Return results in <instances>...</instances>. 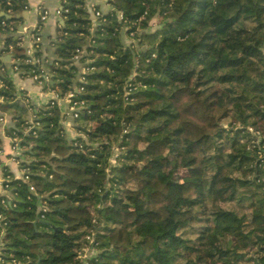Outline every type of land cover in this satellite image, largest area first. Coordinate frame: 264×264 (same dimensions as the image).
Instances as JSON below:
<instances>
[{"label":"trees","instance_id":"16d2710c","mask_svg":"<svg viewBox=\"0 0 264 264\" xmlns=\"http://www.w3.org/2000/svg\"><path fill=\"white\" fill-rule=\"evenodd\" d=\"M7 1L0 8L17 30L26 0ZM110 5L93 23L85 0H67L57 61L47 66L61 96L73 91L85 101L75 120L80 137L66 140L58 107L39 112L36 136L16 118L29 180L4 169L12 205L0 198L3 264H83L87 237L97 252L87 264H264V0ZM1 40L3 52L16 43L0 24ZM77 50L92 69L84 84ZM13 54L25 59V47ZM20 69L27 77L36 68ZM4 83L0 110L23 111L10 104L17 95L7 73ZM114 146L121 154L112 165ZM220 195L241 210L214 208ZM196 224L189 247L180 231Z\"/></svg>","mask_w":264,"mask_h":264},{"label":"crops","instance_id":"0c3cea01","mask_svg":"<svg viewBox=\"0 0 264 264\" xmlns=\"http://www.w3.org/2000/svg\"><path fill=\"white\" fill-rule=\"evenodd\" d=\"M112 0H85L87 13L89 19L94 23L96 21L93 9L98 8L104 14H107L111 10V5L109 4ZM62 4V0H26V6L21 12L14 16L16 19L17 28L20 32V28H23V32H30L37 28L38 24H40L41 16L40 13L42 10L48 11L49 17L46 21L41 24V36H42V50L43 55L41 56L43 60L46 61V66L48 64H53L57 61L55 54V47L53 44L56 42L59 34L61 32V28L64 25V20L55 15L57 9L60 8ZM0 11H3L0 8ZM158 20L152 23V26H158ZM153 28V27H152ZM157 28V27H155ZM156 30V29H155ZM124 43L129 46L132 44V41L128 38H124ZM28 45H25L26 48ZM4 41H0V63L7 64L8 67L11 65L10 61L14 54L8 55L6 52H3ZM8 56H10V60H7ZM80 61L76 62V66L79 68V73L81 72L82 66ZM48 69V67H47ZM8 77L13 82L15 87L17 98L15 102L10 104L19 105L23 111H19L15 108L11 109L8 113H3L6 119V124L1 125L0 127V139L2 141V151L3 154L0 156V176L3 174L4 169L9 170V172L15 178L22 177V171L20 168V163L25 162L28 159L26 155H24L26 148L24 146V141H21L22 146L19 152L15 153L12 150L11 138L14 132L18 130V120L16 118L19 115L22 117L23 121H32L34 120L41 110H45L48 107L49 101L52 98V95L39 87L32 79L23 77L20 75L10 74L8 73ZM55 86V83L52 79V84ZM0 103H3L0 101ZM68 110V104L63 103V108L61 111ZM62 125L66 134V140L71 143L75 141L78 137H80V133L75 128L76 123L75 120L72 119L70 115H67L62 120ZM16 158V159H14ZM29 161V160H28ZM9 206L12 205V197L7 195ZM45 204L43 201L39 203V212L42 209V205ZM0 251H1V238H0Z\"/></svg>","mask_w":264,"mask_h":264},{"label":"built area","instance_id":"2783aa9c","mask_svg":"<svg viewBox=\"0 0 264 264\" xmlns=\"http://www.w3.org/2000/svg\"><path fill=\"white\" fill-rule=\"evenodd\" d=\"M107 2L110 0H106ZM11 2L10 0L7 1V5H10ZM110 4V3H109ZM94 11V15H95V19L96 21L94 23H97L98 20L103 16L106 15L103 12L100 11V9L96 8L93 9ZM113 9L111 8V10L109 12H112ZM5 14H8L9 16H11L9 12L3 11ZM70 12V10L67 8V0H62V4L60 6L59 9L56 10L55 15L57 17H60L61 19L64 20L65 15L68 14ZM108 12V13H109ZM107 13V14H108ZM49 12L46 10H42L40 13L41 16V20H40V24H38L37 28H35L33 31L30 32H25L22 33L23 31L17 29L15 30V27L13 25H9L7 23V19L5 18H0L1 19V26L2 28L6 29L7 27L9 28L10 32L13 33L15 35V40L16 43L15 44H10L8 45V51L6 52V54L11 55L13 54L14 48L16 47H23L25 45H28L25 48V59H21L18 58L16 56L12 57L10 63L11 65H9L10 67L7 66V64H2L0 65V89L4 87L5 83H4V76L5 74L9 73L10 74H14V75H20L23 76V72H21L20 69V65L22 63L30 65L35 67V70H32L30 72L31 75H28L27 78H30L33 80V82H35L39 87H41L42 89L44 88L45 90H47V92H49L52 95L51 100L49 101L48 106L49 107H58V108H63V103L68 104V110H66L67 112H65V110H63L62 112L65 114V116L70 115L72 117L73 120H76L79 118V116L81 115V112L86 108V104L84 100H76L75 99V94L73 93V91H70L69 93H67L65 96H61L58 89L54 87V85L52 84V75L50 74L49 70L47 69L46 66V61L42 59V57H37L36 53L39 50V45L42 44V36H41V24L47 20V18L49 17ZM12 17V16H11ZM118 18L120 21L124 20V16L121 12L118 13ZM131 36H134V34H131ZM132 41L131 38H128ZM133 43V41H132ZM4 47H5V43H4ZM77 54L75 55L74 59L75 61H80V54L81 51L77 50L76 51ZM87 62L82 66L81 72L79 73L78 76V82L81 84H84L86 82V74H88L92 69L87 67ZM84 86V85H83ZM81 86L79 88H76L75 91L76 93H84V87ZM43 89V90H44ZM131 92V89L128 90L127 93ZM125 100H128L127 96L125 98ZM6 124V119L5 116L2 115L0 113V126L1 125H5ZM63 126V125H62ZM23 130L25 132V134H32V136H36L37 135V129L40 127L39 123L37 122V119L35 118L32 121H25V124L22 126ZM248 131L254 136V138L260 139L261 138V134L259 131L254 130L253 128H248ZM21 139L18 138V136L16 135V132L13 133V136L11 138V143H12V150L15 153L19 152L22 146L21 143ZM113 151L114 154L112 156V159L110 160L112 165H115L117 163L118 157L121 154V149L118 147H113ZM3 154V151L0 150V156ZM16 159V158H14ZM21 168V167H20ZM22 177L21 178H16V179H20L23 181H28L29 177L27 175L28 170L27 169H22ZM2 176H0V198L1 197H7L8 193V186L7 183L11 180L10 177L8 176L7 178L4 177V172L3 174H1ZM30 192L33 194H36V188L34 186H30ZM2 205L6 204V198L0 201ZM7 203L8 200H7ZM9 205V204H8ZM47 211L45 204L42 205V209H41V213H45ZM39 220H44V215L41 214L39 216ZM0 220H3V216L0 215ZM38 220V221H39ZM3 235V231L1 233V236ZM0 236V238H2ZM87 240L89 242L88 245H90V242H92V238L91 237H87ZM2 241H1V249H2ZM85 249H83L82 252L79 253L78 259L83 261V264H87V255H86V251ZM0 264H3V261L0 257ZM12 264H18L16 261H13Z\"/></svg>","mask_w":264,"mask_h":264},{"label":"rangeland","instance_id":"374dc122","mask_svg":"<svg viewBox=\"0 0 264 264\" xmlns=\"http://www.w3.org/2000/svg\"><path fill=\"white\" fill-rule=\"evenodd\" d=\"M156 20H158V22L160 21V19H156ZM155 21V20H154ZM153 21V22H154ZM152 22V23H153ZM158 25V24H157ZM153 28H152V30L154 31L156 28L155 27H157V26H152ZM2 115H3V113L2 112H0ZM1 127V126H0ZM226 129H228L227 127V125H225L224 126ZM261 139V138H260ZM263 155V158H264V154H262ZM226 197V195H220L219 196V199L217 200L218 202H215V203H213V207L214 208H218V206H219V203L223 206V207H226V208H232V209H234L235 211H240L241 209L236 205V203L235 202H225V201H222L224 198ZM221 201V202H220ZM247 213H249V212H247ZM246 213V214H247ZM199 226L200 225H193V226H191V227H189L188 229H185V230H182V231H180L181 233H183V237L186 239V245L187 246H192L194 243H195V240H196V238H197V234H198V232H199ZM93 242L94 241H92V242H90V245H84L83 247V249H85V251L87 252L86 253V255H87V261L88 260H91L92 258H95L96 257V255H97V252H95V250L93 251V247H92V244H93ZM84 251V252H85ZM179 252H181V249H179Z\"/></svg>","mask_w":264,"mask_h":264},{"label":"water","instance_id":"95a60500","mask_svg":"<svg viewBox=\"0 0 264 264\" xmlns=\"http://www.w3.org/2000/svg\"><path fill=\"white\" fill-rule=\"evenodd\" d=\"M0 18H5V19H7V20H11V19H13V17L9 16L8 14H5L3 11H0ZM20 30L22 31L23 28L21 27ZM10 59H11L10 56H8L7 60H10ZM39 223H42V224H43V223H45V222L40 221ZM34 225L37 226V225H38V221L35 222Z\"/></svg>","mask_w":264,"mask_h":264}]
</instances>
